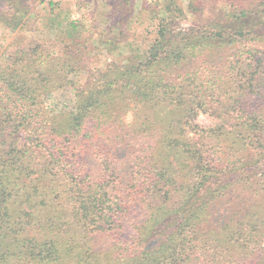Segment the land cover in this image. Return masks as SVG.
<instances>
[{"label": "trees", "instance_id": "16d2710c", "mask_svg": "<svg viewBox=\"0 0 264 264\" xmlns=\"http://www.w3.org/2000/svg\"><path fill=\"white\" fill-rule=\"evenodd\" d=\"M224 1L187 34L158 5L144 55L84 85L77 56L0 65V264H264V0Z\"/></svg>", "mask_w": 264, "mask_h": 264}, {"label": "rangeland", "instance_id": "374dc122", "mask_svg": "<svg viewBox=\"0 0 264 264\" xmlns=\"http://www.w3.org/2000/svg\"><path fill=\"white\" fill-rule=\"evenodd\" d=\"M169 1L185 12L176 21L181 33L198 25L205 31L229 23L224 0H0V65L36 47L52 57L77 56L81 72L72 79L84 85L114 63L134 62L144 55L155 37L151 14ZM73 21H80L77 29L71 27ZM207 55L211 62H223L234 51L219 49ZM75 102L73 88L54 93L58 110L75 109ZM194 122L204 128L218 123L204 114Z\"/></svg>", "mask_w": 264, "mask_h": 264}, {"label": "built area", "instance_id": "2783aa9c", "mask_svg": "<svg viewBox=\"0 0 264 264\" xmlns=\"http://www.w3.org/2000/svg\"><path fill=\"white\" fill-rule=\"evenodd\" d=\"M74 20H77L76 18H74Z\"/></svg>", "mask_w": 264, "mask_h": 264}]
</instances>
